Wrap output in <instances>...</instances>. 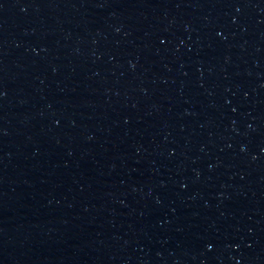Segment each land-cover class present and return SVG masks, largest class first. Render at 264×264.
<instances>
[{
    "label": "water",
    "instance_id": "water-1",
    "mask_svg": "<svg viewBox=\"0 0 264 264\" xmlns=\"http://www.w3.org/2000/svg\"><path fill=\"white\" fill-rule=\"evenodd\" d=\"M0 264H264V0H0Z\"/></svg>",
    "mask_w": 264,
    "mask_h": 264
}]
</instances>
